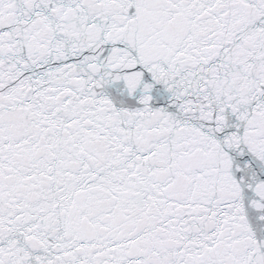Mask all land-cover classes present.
Instances as JSON below:
<instances>
[{"label": "snow or ice", "instance_id": "snow-or-ice-1", "mask_svg": "<svg viewBox=\"0 0 264 264\" xmlns=\"http://www.w3.org/2000/svg\"><path fill=\"white\" fill-rule=\"evenodd\" d=\"M0 264H264V0H0Z\"/></svg>", "mask_w": 264, "mask_h": 264}]
</instances>
